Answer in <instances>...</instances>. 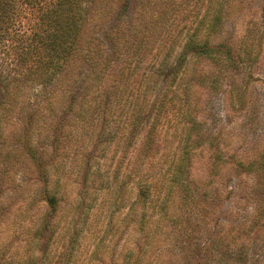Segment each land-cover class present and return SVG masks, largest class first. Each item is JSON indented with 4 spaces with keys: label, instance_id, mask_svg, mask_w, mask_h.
<instances>
[{
    "label": "trees",
    "instance_id": "obj_1",
    "mask_svg": "<svg viewBox=\"0 0 264 264\" xmlns=\"http://www.w3.org/2000/svg\"><path fill=\"white\" fill-rule=\"evenodd\" d=\"M230 1L136 0L138 9L122 16L125 9L120 7L125 8L127 0H0V58L8 74L12 73L6 100L0 105V145L8 138L5 127L12 116L8 111L30 105L24 92L21 99L20 79L37 76L42 80L43 89L32 99L33 119L38 124L46 110L67 96L79 101L76 120L82 130L93 118L100 119L95 112L103 107L101 120L90 125L97 154L87 159L81 175L83 187L71 199L76 200V208L81 206L78 217L83 221L73 231L71 251L78 246L89 211L96 206L99 210L107 206L109 212L118 214L132 201L121 220L135 222L144 233L145 245L158 235L161 221L176 220L170 214L171 203L175 193L188 194L186 163L202 136L198 105L190 98L195 86L193 66L202 57L214 62L233 59L229 51L209 47L222 23L225 2ZM116 12L117 23L110 26L109 19ZM259 38L253 30L246 31L238 62L254 63L258 50L253 43ZM86 66L84 83L73 72ZM160 69H165L162 79L157 76ZM111 73L114 77L104 83ZM71 82L84 88L79 96L74 85L69 86ZM70 144L76 152L78 145ZM156 146L161 148L159 154ZM79 155L83 156L81 149ZM78 161H57L33 199L42 196L52 207L66 200L69 183L61 176L65 169L78 173L74 171ZM259 162L258 173L264 177V156ZM125 166L132 177L123 174ZM154 176L158 193L152 196L149 182ZM68 257L74 264L75 258Z\"/></svg>",
    "mask_w": 264,
    "mask_h": 264
},
{
    "label": "rangeland",
    "instance_id": "obj_2",
    "mask_svg": "<svg viewBox=\"0 0 264 264\" xmlns=\"http://www.w3.org/2000/svg\"><path fill=\"white\" fill-rule=\"evenodd\" d=\"M135 2L127 0L125 8L120 7L125 9L122 16L138 9ZM263 5L264 0L225 2L222 23L212 34L209 47L229 51L235 62L202 57L193 66L195 86L190 98L198 105L202 136L186 163L188 194L175 193L171 203L170 214L176 220L161 221L160 232L150 245H145L144 233L134 221L121 220L129 201L118 214L109 212L107 206L89 211L86 230L78 246L70 250L73 231L83 222L78 217L81 206L76 208V200L71 199L83 187L81 175L87 159L97 154L90 125L101 120L103 107L95 112L100 119L93 118L82 130L76 120L79 101L67 96L57 107L46 110L38 124L33 119L32 99L43 89L42 80L37 76L20 79L24 86L21 99L24 92L31 101L28 107L8 111L12 115L5 127L8 138L0 145V264H70L68 255L75 258L74 264H264V177L258 173L264 156ZM117 12L109 19L110 26L116 25ZM248 30L260 36L253 43L258 56L251 65L236 59L243 55V35ZM2 61L0 58V105L12 78ZM76 71L73 77L85 83L87 66ZM164 71L157 70L159 79ZM137 78L135 75L134 81ZM79 84L69 83L78 96L84 90ZM100 127L99 123L97 130ZM71 142L78 145L76 152L70 148ZM112 148L113 144L107 156ZM75 158L80 164L74 170L78 173L65 169L61 176L69 183L66 200L52 207L42 196L33 199L57 161L72 164ZM125 167L123 174L132 177L131 169ZM156 179L154 176L149 182L152 196L158 193ZM93 249H97L95 254Z\"/></svg>",
    "mask_w": 264,
    "mask_h": 264
}]
</instances>
